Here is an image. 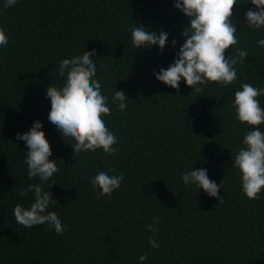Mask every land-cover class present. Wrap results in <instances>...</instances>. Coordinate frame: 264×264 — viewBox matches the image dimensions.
I'll use <instances>...</instances> for the list:
<instances>
[{
  "label": "trees",
  "instance_id": "1",
  "mask_svg": "<svg viewBox=\"0 0 264 264\" xmlns=\"http://www.w3.org/2000/svg\"><path fill=\"white\" fill-rule=\"evenodd\" d=\"M5 2L0 0V29L8 37L0 46V264H141L145 254L143 264H264V189L249 200L232 169L251 129L228 107L243 83L264 89V48L257 47L264 28L248 30L243 23L250 0H237L232 20L239 22L238 44L225 53H249L236 66V81L228 87L210 83L200 93L183 80L177 90L155 79L173 63L190 26L174 0H17L8 8ZM138 23L168 33L162 52L133 47ZM85 51L96 53L94 78L109 101L111 114L103 119L117 138L113 155L100 149L73 155L68 138L48 121L46 89L65 83L59 61ZM114 91L128 99L122 112L111 102ZM257 99L264 108V96ZM36 121L59 169L46 182L29 179L28 149L16 139ZM192 168L206 169L218 186L223 180L222 203L183 183L182 174ZM109 169L124 179L111 196L98 199L90 180ZM30 184L52 193L55 206L47 211L57 213L62 235L47 224L25 228L15 221V205L27 209L34 202L33 192L19 195ZM153 236L157 249L149 244Z\"/></svg>",
  "mask_w": 264,
  "mask_h": 264
},
{
  "label": "clouds",
  "instance_id": "2",
  "mask_svg": "<svg viewBox=\"0 0 264 264\" xmlns=\"http://www.w3.org/2000/svg\"><path fill=\"white\" fill-rule=\"evenodd\" d=\"M16 2L6 0L4 7H12ZM250 4L253 7L245 13L243 23L248 30H260L264 28V0H250ZM236 5L237 0H174V7L188 18L190 26L181 33L184 43L173 63L167 69L161 68L155 79L177 90L183 80L195 93L202 92L203 86L210 83L228 87L236 81V66L245 63L249 56L247 50L240 48L225 56L238 44L236 23L239 22L232 20ZM131 36L133 47L137 49L158 46L162 52L168 41V33L163 30L157 34L141 25L132 29ZM176 43L174 39L172 46L175 47ZM7 44L8 37L0 29V46ZM257 47L264 48V38L257 40ZM93 57H96L95 51H85L82 55L59 61L58 75L65 78V83L60 88L49 85L45 93L51 104L48 121L61 137L68 138L67 142L64 141L72 147L73 155L98 149L109 155L118 151L114 147L117 138L103 119L111 111L108 98L102 95L101 83L94 78L97 67ZM260 96H264V89L243 83L240 90L235 91L234 101L228 105L234 110L235 119L251 129L242 139L243 147L232 158V169L238 171L241 191L249 200L257 199L264 189V131L260 129L264 125V108L257 99ZM126 101L124 92L114 91L111 102L117 105L119 111L126 109ZM41 128L42 123L36 121L28 132L17 133L16 139L23 140L28 149L24 163L29 179L38 177L41 182H46L59 169L56 161L49 159L52 156L51 147ZM110 172L114 169L100 171L90 180L93 190H98V199L111 196L121 186L123 174L110 175ZM181 179L185 185L202 189L209 197L223 202L219 197L223 180L218 186L209 179L206 169L192 168L183 173ZM29 192L34 193V202L27 209L20 204L15 205V221L25 228L47 224L48 229L62 235L64 226L57 213L47 211L50 206H55L52 193L44 191L41 184H30L19 195L27 196ZM159 219L154 217V223ZM148 231H153L152 225H148ZM149 244L153 249L159 248L155 236L150 238ZM146 259V254L139 256L141 264Z\"/></svg>",
  "mask_w": 264,
  "mask_h": 264
}]
</instances>
